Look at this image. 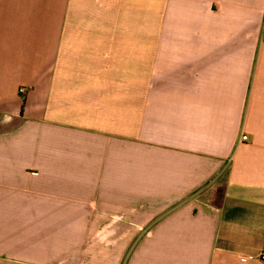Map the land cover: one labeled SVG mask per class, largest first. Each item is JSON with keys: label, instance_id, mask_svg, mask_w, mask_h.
<instances>
[{"label": "crops", "instance_id": "obj_1", "mask_svg": "<svg viewBox=\"0 0 264 264\" xmlns=\"http://www.w3.org/2000/svg\"><path fill=\"white\" fill-rule=\"evenodd\" d=\"M262 253L264 0H0V264Z\"/></svg>", "mask_w": 264, "mask_h": 264}, {"label": "built area", "instance_id": "obj_2", "mask_svg": "<svg viewBox=\"0 0 264 264\" xmlns=\"http://www.w3.org/2000/svg\"><path fill=\"white\" fill-rule=\"evenodd\" d=\"M243 139L246 140V137H243ZM260 259H261L262 261H264V253H262V255L260 256Z\"/></svg>", "mask_w": 264, "mask_h": 264}, {"label": "trees", "instance_id": "obj_3", "mask_svg": "<svg viewBox=\"0 0 264 264\" xmlns=\"http://www.w3.org/2000/svg\"><path fill=\"white\" fill-rule=\"evenodd\" d=\"M222 196V192H219V195L217 196V199H219Z\"/></svg>", "mask_w": 264, "mask_h": 264}]
</instances>
